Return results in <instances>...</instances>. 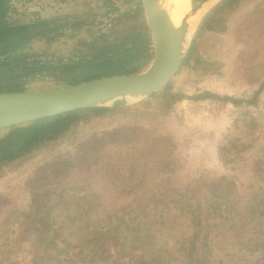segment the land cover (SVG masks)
Segmentation results:
<instances>
[{"label": "trees", "instance_id": "1", "mask_svg": "<svg viewBox=\"0 0 264 264\" xmlns=\"http://www.w3.org/2000/svg\"><path fill=\"white\" fill-rule=\"evenodd\" d=\"M243 1L225 0L216 6L197 37L213 30L215 24L221 26ZM134 6L118 12L109 32L82 40L81 50L69 61L50 64L32 60L25 52L33 41L53 32L54 22L10 25L9 0H0V94L28 91V85L39 78L52 79L55 87H67L140 73L153 58V43L142 0ZM261 9L248 14L240 29L252 27ZM197 52L194 42L186 62ZM159 97L172 99L165 92ZM257 102L258 98L248 104ZM120 109L79 110L6 130L0 137V170L62 139L73 126ZM239 122L246 130L259 126L248 114L239 116L233 129H241ZM225 141L219 148L223 163L239 157L240 148H248L232 131ZM125 152L141 156L131 165H110L111 159ZM143 157L155 165H140ZM48 169H43L46 172L40 181L47 187L32 195L27 209L12 207L11 201L0 197L6 206L0 211V264H218L211 239L221 230L234 235V245L254 259V264H264L262 160H253L252 183L246 192L226 176L203 177L182 187L183 165L174 159L171 138L157 130L126 126L97 134L80 145L76 154L59 156ZM126 177L132 181L127 183ZM53 179L62 182L50 185ZM96 185L120 203L107 204L105 193ZM173 218L182 220L180 230L165 231Z\"/></svg>", "mask_w": 264, "mask_h": 264}, {"label": "rangeland", "instance_id": "2", "mask_svg": "<svg viewBox=\"0 0 264 264\" xmlns=\"http://www.w3.org/2000/svg\"><path fill=\"white\" fill-rule=\"evenodd\" d=\"M136 1L138 0H13L15 11L11 22L19 24L29 23L36 18L71 17L70 25L52 35L57 34L53 41H36L27 50V54L33 57L32 60L43 59L57 63L64 59L67 62L78 51L80 39L90 40L109 32L116 24L114 22L119 13L135 7ZM200 1L202 0H193V6ZM259 7L262 8L261 12L257 19L253 18L252 27L248 30L243 29L244 27L240 29V24L244 26L243 19ZM211 11L200 18L193 33L190 50L196 42L198 52L187 63L188 52L177 77L165 90L173 102L156 93L148 100L133 102L120 110L73 126L62 139L48 143L3 167L0 170V197L11 201L12 207L27 209L32 195L47 187V183L40 182L41 177L59 156L76 154L80 145L92 140L97 134L102 135L126 126L157 130L171 138L174 159L178 165H183L179 174L182 187L191 186L203 177L210 179L226 176L234 178L242 192H246V187L252 183L253 160H262L264 165V92L256 105L244 103L235 106L233 103L218 101L212 95L250 101L264 83V0L243 1L239 8L226 15L221 26L215 24L213 30L209 29L201 37H197L199 28ZM28 88L36 91L56 87L52 79L39 78L29 84ZM243 114L256 119L258 128L246 130L243 123L239 122L241 129H233L234 123ZM231 131L248 148H240L237 150L240 151L239 157H235L230 163H223L219 148L227 144L225 136ZM5 134L6 130L0 131V137ZM133 153L135 156L125 152L123 156L111 159L110 165H131L141 156L138 152ZM139 163L155 165L156 162L143 157L139 159ZM150 179L151 174L148 176V180ZM126 181L129 183L132 179L126 177ZM60 182L62 181L53 179L50 185ZM102 187L96 185L97 190L105 193L107 204L109 201L110 204L120 203L114 199V194ZM5 207V202L0 203V211ZM2 219L3 216L0 215V223ZM180 224L183 225L181 219H170L164 230L178 231ZM188 232L187 229L185 233ZM233 237L232 233L223 230L212 236L211 246L216 262L254 264V259L234 245Z\"/></svg>", "mask_w": 264, "mask_h": 264}, {"label": "water", "instance_id": "3", "mask_svg": "<svg viewBox=\"0 0 264 264\" xmlns=\"http://www.w3.org/2000/svg\"><path fill=\"white\" fill-rule=\"evenodd\" d=\"M180 27L165 8L166 0H142L153 43V58L140 73L106 77L74 86L0 94V131L91 108H122L165 92L183 67L192 44L191 15L211 11L225 0H202ZM190 37V38H189Z\"/></svg>", "mask_w": 264, "mask_h": 264}, {"label": "flooded vegetation", "instance_id": "4", "mask_svg": "<svg viewBox=\"0 0 264 264\" xmlns=\"http://www.w3.org/2000/svg\"><path fill=\"white\" fill-rule=\"evenodd\" d=\"M13 0H9V11H8V16H7V21H8V23L10 24V25H27V24H33V23H35V22H38V21H40V20H48V21H53L54 23L52 24V27H53V32L52 33H47V36L44 38V39H38V40H35V41H33L32 42V44H34L36 41H47V42H50V41H53L55 38V36L57 35H54V36H52L54 33H56V32H58L59 33V31L60 30H63V29H65L66 27H67V25H70V18L71 17H63V18H57V17H54V18H51V19H42V18H36V19H34L33 21H30L29 23H19V24H14V23H12L11 21V17H12V13L15 11V9H14V6H13V2H12ZM52 36V37H51ZM82 40H85V38H82V39H80V41H79V48H78V50H81V47H80V42L82 41ZM87 41H89V40H87ZM31 44V45H32ZM30 45V46H31ZM30 46H29V48H30ZM26 54H27V51L25 52ZM76 54H78V51L75 53V54H73V56L71 57V58H73ZM70 58V59H71ZM69 61V60H68ZM46 62H48V61H46ZM48 63H50V64H52L51 62H48ZM172 84V83H171ZM170 84V85H171ZM262 86H264V83L261 85V87H260V89L255 93V96L253 97V99H257L258 98V102H259V98L261 97V95H262V93L264 92V90H262L261 88H262ZM168 88V87H167ZM212 97L214 98V99H217L218 101H222V102H229V103H233L234 104V102L233 101H238L237 99H232L231 97H220V96H216V95H212ZM172 98V97H171ZM224 99H229V100H227V101H223ZM253 99H250V101H244V100H242V101H238L239 102V104H237V105H242V104H244V103H246V104H248L249 102H251V100H253ZM171 101L173 102V100L171 99ZM257 102V103H258ZM237 105H235V106H237Z\"/></svg>", "mask_w": 264, "mask_h": 264}, {"label": "bare ground", "instance_id": "5", "mask_svg": "<svg viewBox=\"0 0 264 264\" xmlns=\"http://www.w3.org/2000/svg\"><path fill=\"white\" fill-rule=\"evenodd\" d=\"M165 8L171 16L174 24L180 27L184 18L191 13L192 5L191 0H166ZM201 13L196 15H191L189 19V25L191 29L190 36L194 32L195 28L200 22ZM190 38V37H189Z\"/></svg>", "mask_w": 264, "mask_h": 264}]
</instances>
